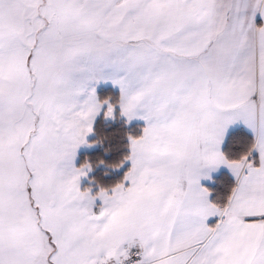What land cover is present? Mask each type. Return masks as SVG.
Masks as SVG:
<instances>
[{"label":"snow or ice","instance_id":"6c2138e0","mask_svg":"<svg viewBox=\"0 0 264 264\" xmlns=\"http://www.w3.org/2000/svg\"><path fill=\"white\" fill-rule=\"evenodd\" d=\"M0 264H264V0H0Z\"/></svg>","mask_w":264,"mask_h":264},{"label":"trees","instance_id":"16d2710c","mask_svg":"<svg viewBox=\"0 0 264 264\" xmlns=\"http://www.w3.org/2000/svg\"><path fill=\"white\" fill-rule=\"evenodd\" d=\"M114 91H115V90H114L112 87L107 86V87H105V88H103V89H100L98 92L100 93L101 96H103V95H105V94H108V93H110V92H114Z\"/></svg>","mask_w":264,"mask_h":264},{"label":"crops","instance_id":"0c3cea01","mask_svg":"<svg viewBox=\"0 0 264 264\" xmlns=\"http://www.w3.org/2000/svg\"><path fill=\"white\" fill-rule=\"evenodd\" d=\"M107 86L112 87L110 84H107V85H101V86H99L98 88H100V87H107ZM112 88H113V87H112Z\"/></svg>","mask_w":264,"mask_h":264},{"label":"rangeland","instance_id":"374dc122","mask_svg":"<svg viewBox=\"0 0 264 264\" xmlns=\"http://www.w3.org/2000/svg\"><path fill=\"white\" fill-rule=\"evenodd\" d=\"M103 88H105V87H100V88H98V91L100 90V89H103ZM115 90V89H114Z\"/></svg>","mask_w":264,"mask_h":264}]
</instances>
